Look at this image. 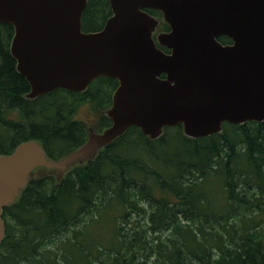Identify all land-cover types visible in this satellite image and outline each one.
<instances>
[{"label":"trees","instance_id":"1","mask_svg":"<svg viewBox=\"0 0 264 264\" xmlns=\"http://www.w3.org/2000/svg\"><path fill=\"white\" fill-rule=\"evenodd\" d=\"M146 11L162 19L158 33L169 31L161 12ZM111 16L109 0H88L83 31H100ZM13 36L0 23V155L36 140L60 160L90 128L111 125L105 111L118 81L101 77L84 92L29 100ZM85 105L97 114L91 125L76 118ZM3 219L0 264H264V122L224 124L201 139L181 125L157 140L132 127L60 180L35 170Z\"/></svg>","mask_w":264,"mask_h":264},{"label":"water","instance_id":"2","mask_svg":"<svg viewBox=\"0 0 264 264\" xmlns=\"http://www.w3.org/2000/svg\"><path fill=\"white\" fill-rule=\"evenodd\" d=\"M109 2L104 27L86 33L88 0H0V23L14 28L11 55L30 85L27 99L59 89L84 92L100 77L119 83L105 111L111 125L90 128L87 141L62 159L48 157L36 140L0 155V245L4 209L38 168L60 180L132 127L157 140L181 125L185 136L201 139L224 124L264 122V0ZM146 9L160 11L169 26L156 40L159 21Z\"/></svg>","mask_w":264,"mask_h":264},{"label":"rangeland","instance_id":"3","mask_svg":"<svg viewBox=\"0 0 264 264\" xmlns=\"http://www.w3.org/2000/svg\"><path fill=\"white\" fill-rule=\"evenodd\" d=\"M76 118L80 121L87 122L90 125L98 120L97 114L94 111H92L90 106H87V105L81 107L78 110L76 114ZM86 242H89L92 244L95 241L86 240Z\"/></svg>","mask_w":264,"mask_h":264},{"label":"flooded vegetation","instance_id":"4","mask_svg":"<svg viewBox=\"0 0 264 264\" xmlns=\"http://www.w3.org/2000/svg\"><path fill=\"white\" fill-rule=\"evenodd\" d=\"M148 14H150L151 16H153L154 18H156L158 21H159V25L157 26V27H161V23H162V19L160 18V17H158V16H154V15H152L151 13H149L148 11H146ZM164 19V18H163ZM164 21V20H163ZM169 27V26H168ZM165 51V50H164ZM165 52H167V51H165ZM118 86H119V83H118ZM118 86H117V88H118ZM116 88V89H117ZM116 91V90H115ZM114 91V92H115Z\"/></svg>","mask_w":264,"mask_h":264}]
</instances>
